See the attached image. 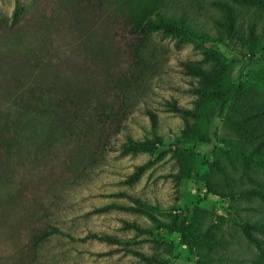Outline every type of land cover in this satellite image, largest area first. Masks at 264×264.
<instances>
[{"label":"rangeland","instance_id":"374dc122","mask_svg":"<svg viewBox=\"0 0 264 264\" xmlns=\"http://www.w3.org/2000/svg\"><path fill=\"white\" fill-rule=\"evenodd\" d=\"M216 1L231 11V28ZM260 1H138L151 18L156 10L164 16L184 10L194 35L148 30L130 37L142 45L124 78L131 46L111 45L104 16L91 13L87 0H0V27L13 28L0 32V74L11 70L8 81L14 75L23 81L31 73L20 58L39 55L42 93L25 103L38 98L52 106L48 90L59 88L61 119L72 113L105 123L100 140L68 157L72 143L62 120L57 128L50 111L24 114L7 105L9 83H0V202L11 200L8 215L18 221L25 213L33 228L46 231L32 255L16 262L261 261L264 234L248 228L258 222L264 229ZM127 138L147 148L132 150ZM101 235L110 240L95 238Z\"/></svg>","mask_w":264,"mask_h":264},{"label":"trees","instance_id":"16d2710c","mask_svg":"<svg viewBox=\"0 0 264 264\" xmlns=\"http://www.w3.org/2000/svg\"><path fill=\"white\" fill-rule=\"evenodd\" d=\"M138 1L141 0H87L88 4L90 5L91 13L95 12L104 16L102 21V30L104 31L106 37H108L111 45H114L119 51H121V49H127L131 46V52L133 53L134 57L127 61L126 73L123 74L124 78L131 74V70L134 68V65L137 66V64H135V51L137 52L136 49L141 48L142 45L141 43L138 45H133V42H128L130 37H143V32L148 30L158 31L159 33L172 35L178 38H189L194 35L192 33L194 30L189 26V20L184 10H180L182 13H166L167 15L171 16H164L159 10H156L151 18L150 12L146 9V7H144L143 4L141 6H137ZM163 1L165 2V0H162V2ZM247 1L262 4L260 0ZM215 5L224 11L228 21L227 25L229 28H231L232 15L226 3H219V1H216ZM8 30H13V28L9 26L0 27V32H7ZM20 59H23L28 63L27 65L29 68H27L26 71L31 73L29 74L28 78L22 81V79H19L16 77V75H14L12 78H10L11 81H8L11 70L6 71L8 75L0 74V83L4 81L9 83V85H7L8 88H5V99L8 101L6 102L7 105L23 112L24 114L32 113L33 115L42 113L44 115V112H51L52 117L51 115H48V117L51 119V123L57 128H59V121L62 120L61 124L65 129L64 139H68L69 143H72V148H70L68 151V157L70 155L73 156L79 150L83 149L86 151L85 146H92L95 140H100L101 134L103 133L100 132V128H103V125L105 124L103 120L97 119V122L94 125L90 118H74L72 117V113H70V116L64 120L60 118L59 104L56 99L59 97V95H61V89L59 88L48 90V95L50 101H52V106L51 104L49 106L48 103H45L43 99L38 100V98H33L32 102L25 103L24 97L27 95L40 96L42 93V91L38 89V84L41 83L40 79L44 77L45 62L44 58L42 59L41 56L35 55L33 53L32 55L28 54V56H23ZM93 64L94 63L92 62L91 65ZM1 66L2 65H0V73L2 72ZM108 95L110 96V94ZM109 96H107V98ZM86 110L88 111L89 107H87ZM240 110L241 109L239 107L237 112L240 115L244 114ZM67 111H70V109L68 108ZM148 116L151 130L154 131L156 124L155 117L151 113H148ZM115 124L117 123H112V125ZM127 140L129 147L132 148V150L136 151L138 149L147 148L146 143H140L138 141H134L131 138H127ZM87 153L92 154L91 152ZM260 162L262 165H264V161ZM11 204L13 205L11 200L0 202V235H6V232H9L8 238H10L13 248H15L14 254L10 253L11 259L12 256H14V258L15 256H23L27 254L31 256L32 251L36 250L37 247L41 245V241L43 242L44 238H46V236L44 238L42 237L43 232L46 231L38 229L37 227L33 228L30 217L25 213H23L18 221L16 218H12L11 214L8 215L9 210L7 209L12 208L10 207ZM9 228L10 230H8ZM248 228L252 231H257L258 233L264 234L262 224L258 222L248 225ZM48 229L55 231L57 230L55 227H48ZM175 232H178L181 236V239H184L183 229H177ZM245 234L251 242H253L255 245L257 244V237L250 235L248 230H246ZM49 235L50 233L48 236ZM95 238H98L101 241L110 240L109 237L104 235ZM6 240L7 238H5L4 241ZM183 243L188 245V243H186L184 240ZM261 254V261H257L256 263L252 264H264V251H262ZM15 264H20V261L16 262V258Z\"/></svg>","mask_w":264,"mask_h":264},{"label":"crops","instance_id":"0c3cea01","mask_svg":"<svg viewBox=\"0 0 264 264\" xmlns=\"http://www.w3.org/2000/svg\"><path fill=\"white\" fill-rule=\"evenodd\" d=\"M8 230H10V228ZM8 235V231L6 232V235H0V264H15L14 256H12V259L10 258V253L14 254L15 248H13ZM5 238H7L6 241H4Z\"/></svg>","mask_w":264,"mask_h":264}]
</instances>
